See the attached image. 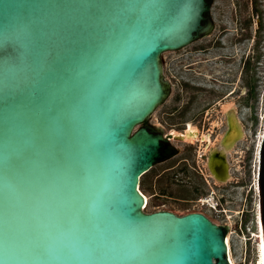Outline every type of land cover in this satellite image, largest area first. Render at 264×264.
<instances>
[{
	"label": "snow or ice",
	"instance_id": "6c2138e0",
	"mask_svg": "<svg viewBox=\"0 0 264 264\" xmlns=\"http://www.w3.org/2000/svg\"><path fill=\"white\" fill-rule=\"evenodd\" d=\"M164 6L138 0H38L26 6L10 37L31 46L30 65L16 68L18 50L0 47V258L5 264H167L171 246L155 218L119 215L113 228L92 214L81 162L88 125L84 94L99 90L102 101L117 85L112 79L120 66L115 38ZM41 49L47 50L44 56ZM59 50L68 55L62 58ZM85 59L92 69L86 79L76 80L73 69ZM25 70L31 73L26 75L31 107L13 92L14 71ZM49 101L54 103L41 114ZM22 117L31 131L23 158ZM145 143L150 146L148 138ZM260 250L264 264V243Z\"/></svg>",
	"mask_w": 264,
	"mask_h": 264
},
{
	"label": "water",
	"instance_id": "95a60500",
	"mask_svg": "<svg viewBox=\"0 0 264 264\" xmlns=\"http://www.w3.org/2000/svg\"><path fill=\"white\" fill-rule=\"evenodd\" d=\"M36 2L38 0H0V47L11 46L13 51L18 50L15 65L18 69L30 65L32 48L26 42L12 40L11 33L23 18L26 6ZM46 2L70 3L72 0ZM138 2L165 6L150 11L138 24L124 29L122 37L115 38L119 40L116 51L120 54V66L112 79L117 85L102 101L97 99L99 90L84 94L88 125L81 162L87 168L85 182L92 193L88 200L90 211L101 216L113 228L118 226L119 215H125L130 220L155 218L171 246L167 264H231L227 232L223 225L215 223L200 211L183 215L166 209L147 212L144 209L145 198L140 191L142 176L164 160L162 149L171 136L168 134L165 137L162 127L142 124L169 94L161 56L165 52L185 48L212 31L215 24L210 14L211 0ZM205 19H208L206 23ZM46 52V49H41V56ZM59 54L62 58L68 55L63 50H59ZM91 69L92 65L83 60L73 69L76 80L86 79ZM26 75L31 73L27 70L14 71L13 92L15 97L23 98L24 103L31 107L32 85ZM3 78L4 74L0 71V82ZM52 103L54 101L42 105L41 114ZM20 131L23 143L19 146V153L23 158L29 150L27 142L31 140V131L23 117ZM145 138L150 141V146L145 143ZM170 144L177 151L174 144ZM258 181L264 233V135L260 146ZM170 226H174V230ZM0 264H5L2 258Z\"/></svg>",
	"mask_w": 264,
	"mask_h": 264
},
{
	"label": "rangeland",
	"instance_id": "374dc122",
	"mask_svg": "<svg viewBox=\"0 0 264 264\" xmlns=\"http://www.w3.org/2000/svg\"><path fill=\"white\" fill-rule=\"evenodd\" d=\"M210 14L215 27L208 35L162 54L169 94L142 124L162 127L166 134L192 122L202 132L213 131L218 139L212 141L210 136L201 148L198 141H171L176 154L144 174L140 190L146 198L145 211L203 212L225 227L226 237L231 233L230 254L236 264H258V174L264 135L258 76L264 70V0H211ZM230 102L233 107L226 111L223 106ZM232 109L244 138L235 149L225 150L226 157L216 154L222 164L227 160L231 165L232 177L224 182L211 173L207 154L200 155L210 154L212 147L223 149L219 139L229 128ZM210 196L220 212L200 201Z\"/></svg>",
	"mask_w": 264,
	"mask_h": 264
},
{
	"label": "flooded vegetation",
	"instance_id": "af4514ba",
	"mask_svg": "<svg viewBox=\"0 0 264 264\" xmlns=\"http://www.w3.org/2000/svg\"><path fill=\"white\" fill-rule=\"evenodd\" d=\"M208 1H210V0H208ZM207 17H209L208 16V14H207ZM210 18V17H209ZM207 20L208 19H205V23L207 22ZM166 87H168L167 86V83H166ZM233 94V93H232ZM240 123V122H239ZM187 125V124H186ZM227 126H228V124H227ZM241 127V129L243 130V127L242 126H240ZM233 130V125H230V121H229V128L226 130V131H224L223 133V136L221 137V139H219V141L221 142V144H222V148L223 149H213L214 147H212V149H210L211 150V153L209 154L208 153V151H206V152H202L201 153V155L200 156H202V155H204L205 153L207 154V156H208V159H207V165L209 166V168H210V170H211V173L214 175V176H216V178H218V179H222L224 182L225 181H228L229 179H231V177H232V175H231V170H230V168H231V165H230V162L229 161H227V160H224V162H223V164L221 163V160L219 159V158H216V154H220V155H222V158H223V156L224 157H226V151L225 150H228V149H230L231 148V145H233V144H235L233 147H234V149H235V147H236V145H237V143L241 140V138L243 139L244 138V136L243 137H241V136H239V137H237V139L234 141V137H231L230 138V141H227V144H225L224 143V141H223V139H224V137H225V135H226V133H228V132H230V131H232ZM209 131V130H208ZM210 133V136H211V139H212V136H213V131H209ZM168 134H170V132H168V133H163V135L165 136V137H167V135ZM213 138H214V136H213ZM216 139H218L217 137H215L214 139H212V141H215ZM171 141H173L171 138H168V141L164 144V147H163V149H162V151H163V154H164V156H165V158L164 159H166V157L167 156H171V155H175L176 154V150L174 149V147H173V145H171L170 144V142ZM187 141H198V142H200V148H201V145H204V143H206V142H204V141H201V140H199V139H188V140H186V141H181V142H187ZM218 140H217V142H219ZM218 144V146L220 147V145H219V143H217ZM233 149V150H234ZM214 193V192H213ZM210 197H212V196H210ZM210 197H206V198H202L200 201L203 203L204 202V204H207L208 206H211L212 208H216L219 212H220V210L217 208V206H216V201H215V198L214 197H212V200H210ZM146 199V198H145ZM204 199H207V201H205ZM220 201V200H219ZM145 204H146V201H145ZM218 205V204H217Z\"/></svg>",
	"mask_w": 264,
	"mask_h": 264
},
{
	"label": "bare ground",
	"instance_id": "6f19581e",
	"mask_svg": "<svg viewBox=\"0 0 264 264\" xmlns=\"http://www.w3.org/2000/svg\"><path fill=\"white\" fill-rule=\"evenodd\" d=\"M234 93V92H232ZM231 94V93H230ZM233 107V104L230 103H226L224 104L223 108L226 109V111L230 110ZM229 121H230V125H233V130L226 133L223 141L225 144H227V141H230L231 137H234V141L237 139V137L244 136V131L241 129V125L239 123L238 118L236 117V114H234L233 109L231 110L230 113V117H229ZM170 138L172 140H178V141H186L188 139H199L201 141L207 142L210 138V134L206 133V132H202L194 123L192 122H188L186 127L184 128V130H176L173 129L172 131H170ZM235 144L231 145V148L234 146ZM260 154V153H259ZM260 157V156H259ZM141 191V190H140ZM142 193V191H141ZM143 194V193H142ZM145 198V196H144ZM205 201H207V199H204ZM210 200H212V197H210ZM146 201V199H145ZM261 203V202H260ZM261 207V204H260ZM145 209V208H144ZM228 218H231L230 216ZM258 241H259V247L262 243H264V233H263V225H262V216L260 219V232L258 233ZM226 242H227V246H228V258L231 264H236L234 259L232 258L230 252H231V233H229L226 237ZM261 252V250H260ZM260 259H261V255H260ZM260 259L258 261V264H260Z\"/></svg>",
	"mask_w": 264,
	"mask_h": 264
},
{
	"label": "built area",
	"instance_id": "2783aa9c",
	"mask_svg": "<svg viewBox=\"0 0 264 264\" xmlns=\"http://www.w3.org/2000/svg\"><path fill=\"white\" fill-rule=\"evenodd\" d=\"M248 59L249 57L247 60ZM258 101L260 105H264V70H262L261 74L258 76Z\"/></svg>",
	"mask_w": 264,
	"mask_h": 264
},
{
	"label": "trees",
	"instance_id": "16d2710c",
	"mask_svg": "<svg viewBox=\"0 0 264 264\" xmlns=\"http://www.w3.org/2000/svg\"><path fill=\"white\" fill-rule=\"evenodd\" d=\"M257 61V59H255Z\"/></svg>",
	"mask_w": 264,
	"mask_h": 264
}]
</instances>
